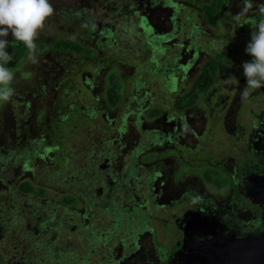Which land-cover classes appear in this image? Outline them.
I'll return each mask as SVG.
<instances>
[{"label":"rangeland","instance_id":"obj_1","mask_svg":"<svg viewBox=\"0 0 264 264\" xmlns=\"http://www.w3.org/2000/svg\"><path fill=\"white\" fill-rule=\"evenodd\" d=\"M142 1L146 5L139 9L140 1L51 0L53 12L38 30L31 55L13 70L14 92L0 102V264L134 263L141 253L135 244L143 239L149 248L169 245L175 235L173 214L191 206L187 200L171 204L167 192L157 207L162 195L156 197L154 190L162 189V179L181 184L183 188L177 184L180 193L202 192L218 203L234 195L233 186L205 184L201 178L205 160L199 151L216 161L228 159L225 167L234 171L233 157L240 150L233 147L229 131L238 130L236 121L249 129L252 113L264 107L260 103L264 89L249 90L250 102L242 107L240 120L227 119L229 131L225 117L217 118L215 128L210 123L203 127L202 108L223 99L229 105L235 85L247 87L242 62L251 59L245 47L264 20V0H231L220 28L204 17L209 0ZM58 38L81 41L96 53L41 47ZM8 40L16 39L9 33ZM220 51L227 60L210 87L212 103L206 97L198 105L200 111H190L198 133L205 128L198 144L206 145L196 147L198 138L191 127L183 130L179 124L175 130L185 132L180 137L184 142L166 145L169 135L158 130L162 117L145 120L147 113L158 106L168 112L167 121L178 122L177 98L191 89L203 65ZM229 76L230 83L225 81ZM110 78L125 82L123 101L115 109L106 101ZM174 79L176 85L171 86ZM66 84L65 98L60 85ZM72 105L85 116L64 110ZM93 109L96 112L90 116ZM57 110L71 115L62 124V148L54 127L64 118ZM188 144L191 151L185 148ZM151 151L156 155L152 152L145 158ZM27 179L45 186L47 196L23 192L20 185ZM67 193L79 196V202L64 203ZM82 193L86 196L80 197ZM134 208L148 213L155 240L138 230V219L130 214ZM244 216L251 219L249 212Z\"/></svg>","mask_w":264,"mask_h":264},{"label":"flooded vegetation","instance_id":"obj_2","mask_svg":"<svg viewBox=\"0 0 264 264\" xmlns=\"http://www.w3.org/2000/svg\"><path fill=\"white\" fill-rule=\"evenodd\" d=\"M130 1H133L136 4L137 1H140V5L138 7L139 9L146 5H144L145 2L142 0ZM147 2H149V0ZM166 75L169 77L171 76L169 74ZM175 81H177V79H174L173 81L174 86L176 85ZM243 84L244 83H238L237 86L235 85L234 93L231 96L234 101L229 105L224 103V99L219 103L215 101L214 104L211 105L212 95L208 97L210 86L200 101L191 104L189 107H185L182 110H178V122L167 121L169 114L164 110V113L161 116V129H157L161 131L162 135H171V137L165 136L164 139L166 145L170 142V145L175 146V140L181 141V138L185 135V132L182 133L175 130L178 128V124L183 128V130H185L186 127H191L193 134L196 138H198L196 147L199 146V148H201L203 145H206V143L198 144L199 141L204 138L205 128H203L201 133H198L197 129L194 128L197 124L196 117H193V111L190 112L191 110H196V112L200 111L198 105L203 99L205 100L206 97H208V104L211 106L207 108L205 106L208 105H204V108H202L203 115H201V117L203 118V127H206L210 123L211 128L213 125L215 128L216 120L219 122V119L225 117V127L228 128L229 131L230 120L228 117L230 116V119L234 120L236 116V118L240 120L242 113H245V110L242 112V107H245V105H248V102H250L251 97L247 101L248 95H241V90L244 88ZM261 88L263 90L264 86ZM214 91L215 89L211 90V93ZM263 101L260 103L264 104ZM251 111L254 112L253 107L250 108V113ZM252 114L253 122L250 126L248 125L249 129L247 126L244 128V125H239L237 123L238 121H236L235 127L238 128V130L229 131L234 138L233 147H239L240 150L238 155L233 157L235 158L234 171L225 167V161L228 159L216 161L214 156H205L202 150L199 151L202 153L201 156L205 160V163L201 167L207 164L218 165V168L223 170L225 176L228 177L227 183H224L221 186L216 183L214 184L219 187L233 186L234 195L230 198V200L218 203L212 198L205 196L202 192L191 193L189 191H185L184 193H180L177 188L178 183H175L167 178L162 179V189L159 188V192L154 190L156 197L159 194L162 195L161 198H158V202H156L157 204H155L157 207H159L160 204H163L162 199L168 195L167 192H169V196L171 195L170 197H172L168 199L171 204H177L180 201L184 202V200H187L191 206L186 210L173 214L170 221L172 222L175 235L173 241L169 245L165 242L163 244L156 243L153 245V248H149L143 242V239H141L137 242V244H135V247L141 250V253L136 255V260L137 258L140 259L134 263L125 260L123 261L124 264H210V260L207 257L202 256L199 252L193 250L192 245L194 243L203 241L215 235H235L238 237L264 235V200L257 194V188L264 180V107L259 112H254ZM211 122L213 123L211 124ZM151 123L153 124L154 122ZM238 141H242L243 143L239 145ZM185 148L186 150H192V147L189 144L186 145ZM196 159H198V157ZM231 159L230 162H232ZM201 178L203 179L204 176ZM204 180L205 184H213V182H208L205 178ZM178 185L181 186V184ZM181 188L183 187L181 186ZM174 193H177V195ZM248 212L251 214V219H248V217L245 218L244 216ZM166 222L167 219L163 218L162 224H166ZM145 232V236L152 235V232L149 230H145ZM157 245L162 248L161 254L163 256L158 255L157 251L160 247Z\"/></svg>","mask_w":264,"mask_h":264},{"label":"trees","instance_id":"obj_3","mask_svg":"<svg viewBox=\"0 0 264 264\" xmlns=\"http://www.w3.org/2000/svg\"><path fill=\"white\" fill-rule=\"evenodd\" d=\"M105 1H108V0H105ZM109 1H111V0H109ZM230 1L231 0H209L205 3V6L203 8V13H204V17L206 18V21L209 23V25L220 28V26L223 23L222 18L224 16V10L229 5ZM110 8H112V7L110 6ZM76 13L78 15L81 14L79 11ZM176 13L177 12H175V14ZM89 22L90 21H88V23ZM109 33H111V32H109ZM155 40L156 39H154L153 41H155ZM41 47H43V48L53 47V49L57 52H73V53L76 52L78 54H86L88 56H93L91 54L96 53V51L93 48L86 47L81 41L68 39V38H58L55 40H51V41L43 43L41 45ZM156 47H158V46L156 45ZM9 51L12 54V59L8 62V66L13 71L18 66H20L22 64V62L27 58V56L29 54V49L26 47V45L22 41L9 40ZM153 55H154V53H153ZM226 60H227L226 59V53L223 51H220L217 57H214V58L208 60L203 65L201 72L195 77L190 91H186L185 95H183V96L180 95L177 98L176 103H175L176 108L178 110H182L185 107H189L191 104H194V103H197L198 101H200L204 97L206 91L209 89L211 84H213V82H215L216 78L219 75V72L225 66ZM169 80H171V78ZM67 85L68 84H66L64 86L60 85V87H62L64 89L63 90L64 91L63 97H65V98L69 94V88ZM124 86H125L124 80H121L120 78L119 79L110 78V82L108 83V86H107L108 89L106 92V101L108 102V106L110 107V109L118 108L120 106V104L122 103L123 98H124V93H123ZM171 86H173V82H172ZM71 107H74V106L73 105L67 106V108H66L67 110L66 109H64V110L66 112L68 111L71 115H73L75 113H80L81 115L85 116L84 112L81 113V112H79V110H73V108L71 109ZM62 110H57V114H58V116H61L62 118H64V120L63 121L58 120V123H56V126L54 127V132L57 131L58 134L61 136V137H59V140H58V145H60L61 148L64 147L63 146L64 145L63 139L65 136V135H63V134H65V132L62 129V124H64V121L66 122L71 116L69 113L66 114ZM101 110H102V108H101ZM93 111L96 112V110H94V109L91 110L89 112L90 116L93 115L92 114ZM163 113H164V109H162L161 107H158V106L153 107L147 113L145 120L151 121L152 119H156L157 117L162 116ZM89 119H91V117H89ZM142 119H143L142 117L139 118V121H142ZM40 125H42V124H40ZM77 125L74 126L75 129L78 127ZM79 125H80V122H79ZM119 148H121V146H119ZM152 152H153L154 156L156 155V153L154 151H151V152H148V154L145 156V158L149 157L148 155ZM218 167H219L218 165L207 164V165L202 167L201 174L204 176V178L208 182H213V183H216L217 185L221 186L224 183L228 182V177L225 176L224 171ZM91 187H93V186H91ZM20 188L25 193H36L40 196H47V194H48L47 188L45 186H41V185L37 186L30 179L24 180L21 183ZM84 196H86V194L82 193L80 197H84ZM62 200L66 204H76L79 202L80 198H79V196H77L75 194H68L67 193V194H63ZM130 214L135 215L137 217V219H138L137 223L139 224L138 230H140V231H143V230L144 231L145 230L151 231L152 232L151 236H153L154 240H155L156 239L155 227L151 224V219L147 216L148 213H146L144 210H141L140 208H134ZM157 246L160 247L159 245H157ZM161 250H162V248L160 247V249H158V251H157L158 255H160V256L162 255Z\"/></svg>","mask_w":264,"mask_h":264},{"label":"clouds","instance_id":"obj_4","mask_svg":"<svg viewBox=\"0 0 264 264\" xmlns=\"http://www.w3.org/2000/svg\"><path fill=\"white\" fill-rule=\"evenodd\" d=\"M261 11L264 12V9ZM52 12L51 0H0V102L7 101L14 92L10 83L14 72L8 66L12 59L9 33L16 40L22 41L31 55L35 47L34 38ZM245 51L251 54V59L242 62L247 87L241 90V95L264 86V20L255 26ZM227 63L230 64V61ZM230 77L225 81L230 83Z\"/></svg>","mask_w":264,"mask_h":264},{"label":"water","instance_id":"obj_5","mask_svg":"<svg viewBox=\"0 0 264 264\" xmlns=\"http://www.w3.org/2000/svg\"><path fill=\"white\" fill-rule=\"evenodd\" d=\"M264 200V180L257 188ZM193 250L210 260V264H264V235H215L194 243Z\"/></svg>","mask_w":264,"mask_h":264}]
</instances>
